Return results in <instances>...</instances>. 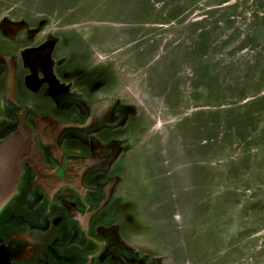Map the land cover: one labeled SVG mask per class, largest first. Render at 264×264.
Here are the masks:
<instances>
[{
	"label": "rangeland",
	"instance_id": "rangeland-1",
	"mask_svg": "<svg viewBox=\"0 0 264 264\" xmlns=\"http://www.w3.org/2000/svg\"><path fill=\"white\" fill-rule=\"evenodd\" d=\"M263 14L264 0H0V40L32 37L31 57L42 56L27 101L118 99L134 203L119 223L162 264H264V63L253 61L264 58ZM221 16L232 23L213 28L200 58V30ZM249 25L259 43L238 48ZM206 61L209 84L194 86Z\"/></svg>",
	"mask_w": 264,
	"mask_h": 264
},
{
	"label": "flooded vegetation",
	"instance_id": "flooded-vegetation-1",
	"mask_svg": "<svg viewBox=\"0 0 264 264\" xmlns=\"http://www.w3.org/2000/svg\"><path fill=\"white\" fill-rule=\"evenodd\" d=\"M31 43L0 40V140L23 123L39 154L22 162L17 192L0 210V264H162L130 224L119 223L134 203L119 167L125 144L118 99L67 96L47 109L30 103L25 79L42 58L31 57Z\"/></svg>",
	"mask_w": 264,
	"mask_h": 264
},
{
	"label": "water",
	"instance_id": "water-1",
	"mask_svg": "<svg viewBox=\"0 0 264 264\" xmlns=\"http://www.w3.org/2000/svg\"><path fill=\"white\" fill-rule=\"evenodd\" d=\"M2 57L5 58V56ZM6 79L8 95H12L14 67L10 63H7ZM101 103L107 104L112 101ZM38 155L32 134L23 123L15 133L0 140V210L17 192L18 181L22 173V162L27 158H36Z\"/></svg>",
	"mask_w": 264,
	"mask_h": 264
},
{
	"label": "trees",
	"instance_id": "trees-1",
	"mask_svg": "<svg viewBox=\"0 0 264 264\" xmlns=\"http://www.w3.org/2000/svg\"><path fill=\"white\" fill-rule=\"evenodd\" d=\"M223 1H228V0H223ZM231 9V8H230ZM263 16V17H262ZM261 17H258L259 21L261 20L262 23H264V14L262 15ZM220 17H218L217 19H214L212 20V24L213 26L212 27H208V26H204L202 30H200V34H199V40H198V43L195 47V50L196 52H198V56L201 58L202 56H204L205 58L210 56V54L212 53V51L214 49H212V51H209L211 48H213L211 46V35H212V32H213V28H218V25L221 21H224V24H226L227 26H229L232 21L230 20H227L226 18H224L223 16H221V18L219 19ZM251 42L253 43V45H256L259 43V41L256 39V37L254 36V33L253 32H250V25L245 29V32H244V35L242 36L241 40H240V43L238 45V48H243V47H246V46H250ZM254 61V65L255 67H257V65L260 63V62H263L264 63V58H261L259 56L255 57L253 59ZM231 67H233L232 65L230 66V74L232 76V70H231ZM209 62L206 61L205 64H203V66H199L197 69H193V85L194 86H197L198 85V81H199V84L200 83H204V84H209L207 82H209ZM228 73V72H227ZM243 73L246 74V76L250 78V58L246 60V63H245V67L243 69ZM217 78V77H216ZM260 79V82L262 85H264V68L261 69L260 71V75L258 77ZM230 90L232 92H237L238 94V97H242V99H244V97L246 95H248V91L250 90V87L245 90V89H237L235 87V85H231L230 86ZM261 99H264V97ZM230 118V117H228ZM232 119V118H231ZM232 123H234L233 121H231ZM237 126V135H238V139L239 141H245L246 140V131L244 130L246 125H243L242 126V123H238Z\"/></svg>",
	"mask_w": 264,
	"mask_h": 264
}]
</instances>
